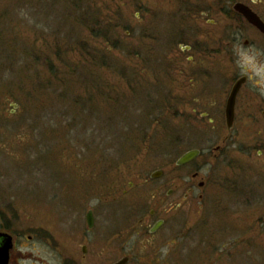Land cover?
I'll return each instance as SVG.
<instances>
[{"label":"rangeland","instance_id":"obj_1","mask_svg":"<svg viewBox=\"0 0 264 264\" xmlns=\"http://www.w3.org/2000/svg\"><path fill=\"white\" fill-rule=\"evenodd\" d=\"M50 1L0 0V220L40 222L43 230L62 232L65 240L57 254L74 251L80 258L81 245H86L88 264H112L125 256L131 259L129 264H264V167L254 161L256 157L243 172L238 165L244 162L232 168L218 163L215 174L208 168L202 180L209 179V187L200 190L206 198L197 203L189 197L183 208L173 207L187 193L183 182L175 180L183 175L175 171V162L191 144L178 142L177 117L165 133L159 128L164 114L159 100L162 82L117 80L104 72L99 86H90L93 80L81 72L84 53L94 51L96 57L97 49L109 53L111 48L94 45L90 29H80L87 11L83 4H78L75 16L59 6L60 1ZM137 2L154 12L161 9L146 0ZM96 3L101 9L108 6ZM118 5L122 6L119 16L101 18L114 23L122 17L112 37L121 48L114 57L132 62L123 51H139L144 33L155 43L160 41L152 44L153 49L143 42L146 53L160 54L163 31L164 42L170 41L176 22L168 16L164 23L161 16L155 22V16L149 20L141 12L139 24L132 1L118 0ZM129 30L134 33L126 37ZM108 88L136 108L99 107L97 89ZM133 95L139 100L132 102ZM141 134L158 142L137 144ZM122 138L128 141L125 147ZM151 150L167 154L148 157ZM159 170L164 176L151 182L150 174ZM130 183L134 188L147 186L148 208H157L168 219L155 236L138 231L133 220H122L130 214L129 204L140 203L122 195ZM157 187L164 188L157 194L164 203L153 201ZM167 190H173V195L166 196ZM89 208L98 224L87 241L77 245L67 239V224L84 220ZM115 233L113 239L106 238ZM41 252V264H60L49 257V251L42 248Z\"/></svg>","mask_w":264,"mask_h":264},{"label":"flooded vegetation","instance_id":"obj_2","mask_svg":"<svg viewBox=\"0 0 264 264\" xmlns=\"http://www.w3.org/2000/svg\"><path fill=\"white\" fill-rule=\"evenodd\" d=\"M57 1L61 2L59 6L70 9L73 14L78 9V4H83L87 11L85 19L81 18L80 29H90V41L94 45H109L111 48L109 53L97 49L96 57L93 55L94 51L84 53V78L93 80L90 86L98 87L104 72L114 75L117 80L162 82L159 100L160 110L164 114L161 126L159 125L160 130L165 133L164 129L169 127L170 120L177 117L176 121L180 125L178 142L191 144L180 157L189 151H198L194 160L176 167L175 171L179 170L183 175H176L175 180L183 182L187 193L173 207L183 208L190 202L187 200L189 197L197 203L203 201L206 192L200 190L209 187L210 180H202V173L211 168L210 172L215 174L218 163L232 168L234 164L244 162L238 165L243 172L247 168V162L256 157L254 161L264 167V0H146L148 5L161 6L156 12L145 8L137 0H130L138 10L135 18L139 24L142 21L139 14L141 12L145 18L151 17L149 20L155 16L156 22L161 16L164 23V16H168L177 24L170 41L164 42L163 31L160 54L146 53L147 48L142 46L143 42L147 41L153 49L155 40L146 33L139 37L142 40L139 51H133L132 54L123 51L124 56L128 54L132 62L118 60L113 55L121 50L119 43L113 42L112 37L120 27L122 17L115 19L114 23L110 19L107 23L101 21L102 15L109 18L120 15L122 6L118 5V0H51L50 3ZM96 1L107 2L108 6L101 9L96 6ZM238 4L250 15L244 16L236 11L234 7ZM130 32L134 33V30L126 31V37L131 35ZM155 44L159 45L160 41L157 40ZM117 92L115 89H97L99 107L107 109L109 106L124 105L123 110L136 108L126 103L127 100L130 102L129 99L119 98L120 94ZM127 92L130 91L126 90L125 93ZM86 98L90 101L87 95ZM133 98L132 102L139 100L135 96ZM180 109L188 111L189 114L184 115ZM135 142L156 144L158 140L141 134ZM147 150L145 148L143 152ZM156 152L163 156L167 154L165 150H151L147 156ZM159 171L162 174L157 179L164 176V171ZM152 174L149 179L154 182L157 179H153ZM135 188L130 183L122 191V195L127 199L136 198L141 204L132 205L135 200L131 207L129 204L127 208L132 211L131 216L129 214L122 220H133L132 224H137L138 231L155 236L164 227V220L168 219L157 208H148L150 203L145 201V195L151 191L146 189L147 186L139 185ZM162 193L164 188L157 187L153 190V201L164 203V199L158 200L157 194ZM165 195H173V190H167ZM117 202L113 200L112 204ZM88 215L92 219L91 227L88 224ZM97 224L94 210L89 208L84 220L67 224V239L74 240L77 245L87 241ZM98 229L96 236L100 238ZM116 235H107L106 238L113 239ZM61 237L62 232L43 230L40 222L30 225L25 220H0V264H41L42 248L49 251L51 259H59L60 264H88L85 261L86 245H81L80 258L74 256V251L67 255L57 254L61 241L65 240ZM125 257L129 259V264L131 259Z\"/></svg>","mask_w":264,"mask_h":264},{"label":"water","instance_id":"obj_3","mask_svg":"<svg viewBox=\"0 0 264 264\" xmlns=\"http://www.w3.org/2000/svg\"><path fill=\"white\" fill-rule=\"evenodd\" d=\"M234 9L236 10V11H238L239 13H241L242 15H244V16H248V15H250V13L248 12H246L245 11V9H243V7L240 5V4H238V5H236L235 7H234ZM228 113V112H227ZM197 155H198V151H189V152H187L186 154H184L183 156H181L177 161H176V166H182V165H185V164H187V163H189V162H191L192 160H194L196 157H197ZM161 174H162V172L161 171H156V172H154L153 174H152V178L153 179H157V178H159L160 176H161ZM88 224H89V226L91 227L92 226V219H91V217H90V215H88ZM128 262H129V259L127 258V257H123V258H121V259H119L118 261H116V262H114V263H112V264H128Z\"/></svg>","mask_w":264,"mask_h":264},{"label":"trees","instance_id":"obj_4","mask_svg":"<svg viewBox=\"0 0 264 264\" xmlns=\"http://www.w3.org/2000/svg\"><path fill=\"white\" fill-rule=\"evenodd\" d=\"M81 66H82V71H81V72L84 73V72H85V69H84V65H83V63H81ZM59 75H61V74H57L56 76H59ZM68 79H69V78H66V79H65V83H68V82H67ZM108 89H110V88H108ZM123 139H124V138H122L121 141H122ZM121 144H122V146L125 147V146L128 144V141L126 142V140H125V141L123 140ZM124 144H125V145H124ZM124 147H123V148H124Z\"/></svg>","mask_w":264,"mask_h":264}]
</instances>
